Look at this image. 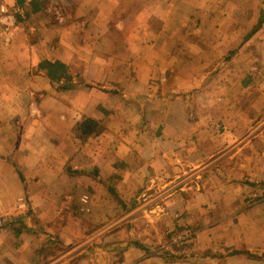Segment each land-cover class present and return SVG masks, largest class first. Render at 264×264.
Wrapping results in <instances>:
<instances>
[{
    "label": "crops",
    "instance_id": "0c3cea01",
    "mask_svg": "<svg viewBox=\"0 0 264 264\" xmlns=\"http://www.w3.org/2000/svg\"><path fill=\"white\" fill-rule=\"evenodd\" d=\"M68 1L57 14L43 0H0V17L5 5L18 19L10 38L0 23V219L20 213L21 196L34 216L19 237L0 227V264H264V110L238 94L264 86L250 71L264 66L237 49L264 0ZM251 38L264 44V25ZM43 59L92 86L57 90ZM84 116L103 131L83 142ZM142 213L153 222L133 227ZM155 224L192 225L199 239L160 251ZM41 230L60 254H38L50 241Z\"/></svg>",
    "mask_w": 264,
    "mask_h": 264
},
{
    "label": "rangeland",
    "instance_id": "374dc122",
    "mask_svg": "<svg viewBox=\"0 0 264 264\" xmlns=\"http://www.w3.org/2000/svg\"><path fill=\"white\" fill-rule=\"evenodd\" d=\"M73 6L72 3H70L68 0H43V7H49L50 9H52V12L53 11H56L57 14H61V13H68L67 11L70 10V8ZM7 7V6H6ZM9 8V7H8ZM54 16V15H53ZM18 21V19H17ZM17 25V22L15 24V26L13 27V29H15ZM8 38H10V36H12L14 34L13 31H9V32H4ZM252 39V38H251ZM243 39L241 45L237 48L238 49V53H239V57L241 56H245V61L248 63H250L251 65H256V66H259V67H263L264 66V44H262L261 42L257 41L256 39ZM242 40V38L240 39ZM240 49V50H239ZM223 57L221 58V61L223 63H227L230 61V54H225V53H222L221 54ZM227 55V56H226ZM233 56V55H232ZM248 67L249 65L246 64L245 66V73L248 75ZM252 73H255L256 76L255 77H258L257 79L261 80V77H262V74L264 75V71H261L260 70H255V69H252L250 70ZM259 71H260V74H259ZM256 85H253L251 87H249L248 85H245L243 88V90H241L238 94L241 96V98L243 97V100L247 99L246 101H249V106L250 108H254L256 110H264V102L261 101V97L257 99V101L255 103H252L250 102V98H255L257 95V93L259 94H262L264 92V86L262 85V82L260 81H257L255 82ZM258 84V85H257ZM35 102V101H34ZM254 105V106H253ZM37 113V110L36 109H33L32 110V114L35 115ZM74 134L78 137V132H74ZM79 138V137H78ZM81 141H86L87 139H81L79 138ZM117 166V165H116ZM112 177H119V175H113ZM115 180H110V186H113V188H115V183L113 182ZM116 182V181H115ZM106 187H107V183H106ZM109 187V186H108ZM87 194V193H85ZM84 195V194H83ZM89 195V194H88ZM253 195H256V193L254 194H251L248 196L247 198V203H248V200L253 196ZM90 196V195H89ZM21 197H24V196H21ZM20 198V197H19ZM18 198V199H19ZM25 198V197H24ZM18 199L13 203L12 207V211H16V212H20L19 214H7L5 216H2V218L0 219V225H3L6 221L8 220H11L13 219L14 217H17L21 214H24L26 213L28 210H31L29 204L27 203V208L25 209H16L15 208V204L16 202L18 201ZM81 199V197H80ZM256 199L257 198V195H256ZM26 200V198H25ZM27 202V201H26ZM258 202V200H257ZM80 203V207H79V211L81 213H90L89 212H84L82 209H81V206H82V202L81 200L79 201ZM257 204V203H256ZM251 206V205H250ZM91 209V208H90ZM141 215H144L143 213L140 214V215H137V216H141ZM87 216V215H86ZM145 217V218H144ZM31 219L33 220L34 219V216L32 217L31 216ZM143 219V220H142ZM142 219H138L134 222V224H132L133 227H138L139 229H142V227H146V222L148 221V223H152L153 221L151 220L152 218L147 215H144L142 217ZM145 220V221H144ZM186 226H191L193 227L192 225H183L181 227H186ZM181 227H178V228H175L174 230H172V233L173 231H176L177 229H180ZM194 228V227H193ZM196 229V228H195ZM153 231H154V234H156V232H158V239H162L160 244L161 245L160 247H163L166 245V243L168 242L169 238L171 237V232L168 233V231L164 230V228H161V227H158L157 224L153 225ZM14 233V232H13ZM170 234V235H169ZM15 235V234H14ZM16 236V235H15ZM53 237H55L54 235H52ZM57 239V238H56ZM50 240V239H49ZM52 239L48 242V246L46 249H44L43 251L42 250H38L40 255H44L45 257L47 256H52V255H56V254H60L61 251L64 249V247H62L59 243H55L52 245ZM59 241V240H57ZM160 241V240H159ZM60 242V241H59ZM193 246V244L191 245ZM178 248H174V249H171V248H168V249H164V248H161V250H176ZM181 250V249H180ZM75 262L73 264H77L78 262L76 261V259L74 260Z\"/></svg>",
    "mask_w": 264,
    "mask_h": 264
},
{
    "label": "trees",
    "instance_id": "16d2710c",
    "mask_svg": "<svg viewBox=\"0 0 264 264\" xmlns=\"http://www.w3.org/2000/svg\"><path fill=\"white\" fill-rule=\"evenodd\" d=\"M264 25V11H262V16L256 26L253 27L251 30V34L247 35L245 39H249L252 34L257 32L262 26ZM38 69L41 71H44L46 76L51 80L54 88H56L59 91H69L76 88H79L81 86H92L90 85L84 76L77 72V73H71L69 70L68 65L65 63L56 60L52 61L49 59H43L39 65ZM76 132H78V137L81 139H87L88 137L94 135V134H100L103 131V126L100 122L97 120L84 116L80 121L77 122L75 126ZM108 190L112 193V195L115 196V199L119 202L124 204V201L118 196L117 191L113 187H108ZM135 203L134 200L130 202V204ZM31 216L33 217V213L31 210H28L26 213L21 214L17 217H14L11 220L6 221L3 225H0L2 228H9L11 229L16 237H19V235L28 228V218L31 219ZM39 229V228H38ZM38 229H35V232H39ZM41 234L46 237L47 239H52V245L55 243H59L56 239V237H53L50 234L42 233V230L40 231ZM189 246H182L178 249L187 248ZM39 253V251H38ZM239 253H245V254H252L256 255L255 253H250L248 250H233L229 251L228 254H239Z\"/></svg>",
    "mask_w": 264,
    "mask_h": 264
},
{
    "label": "built area",
    "instance_id": "2783aa9c",
    "mask_svg": "<svg viewBox=\"0 0 264 264\" xmlns=\"http://www.w3.org/2000/svg\"><path fill=\"white\" fill-rule=\"evenodd\" d=\"M17 22V11L12 8H8L5 5L1 6V17L0 23L4 27V31L9 32L13 31V27ZM82 206L81 209L84 212H89L90 207V196L84 194L81 197ZM257 203L256 195H253L249 200L248 204L253 206ZM16 209H25L27 208V202L24 197H20L15 204ZM199 239V231L191 226L181 227L171 234L168 242L165 246L161 247L164 249H174L182 246H191L194 245Z\"/></svg>",
    "mask_w": 264,
    "mask_h": 264
}]
</instances>
